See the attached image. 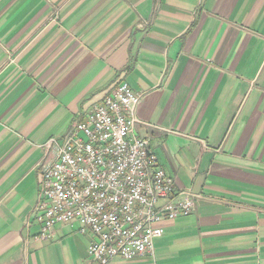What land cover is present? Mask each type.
Segmentation results:
<instances>
[{
  "label": "crops",
  "instance_id": "1",
  "mask_svg": "<svg viewBox=\"0 0 264 264\" xmlns=\"http://www.w3.org/2000/svg\"><path fill=\"white\" fill-rule=\"evenodd\" d=\"M120 82L195 206L108 264H264V0H0V264H94L78 224L38 236V166Z\"/></svg>",
  "mask_w": 264,
  "mask_h": 264
},
{
  "label": "built area",
  "instance_id": "2",
  "mask_svg": "<svg viewBox=\"0 0 264 264\" xmlns=\"http://www.w3.org/2000/svg\"><path fill=\"white\" fill-rule=\"evenodd\" d=\"M142 95L120 82L61 138L43 145L38 236L50 238L57 224H78L92 235L88 258L94 264L152 255L163 221L188 216L195 206L192 193L178 190L161 167L149 138L137 133Z\"/></svg>",
  "mask_w": 264,
  "mask_h": 264
}]
</instances>
